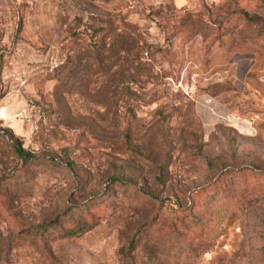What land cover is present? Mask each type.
<instances>
[{
    "label": "rangeland",
    "instance_id": "1",
    "mask_svg": "<svg viewBox=\"0 0 264 264\" xmlns=\"http://www.w3.org/2000/svg\"><path fill=\"white\" fill-rule=\"evenodd\" d=\"M0 264H264V0H0Z\"/></svg>",
    "mask_w": 264,
    "mask_h": 264
},
{
    "label": "trees",
    "instance_id": "2",
    "mask_svg": "<svg viewBox=\"0 0 264 264\" xmlns=\"http://www.w3.org/2000/svg\"><path fill=\"white\" fill-rule=\"evenodd\" d=\"M14 149H15V151L17 152V154L19 156H22V157H27L28 156V153L25 152L19 144H15L14 145Z\"/></svg>",
    "mask_w": 264,
    "mask_h": 264
}]
</instances>
